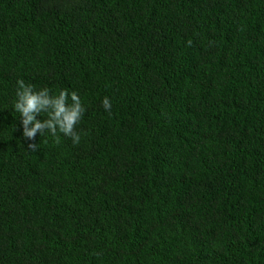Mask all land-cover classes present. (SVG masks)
<instances>
[{
    "label": "trees",
    "instance_id": "trees-1",
    "mask_svg": "<svg viewBox=\"0 0 264 264\" xmlns=\"http://www.w3.org/2000/svg\"><path fill=\"white\" fill-rule=\"evenodd\" d=\"M0 264H264V0H0Z\"/></svg>",
    "mask_w": 264,
    "mask_h": 264
},
{
    "label": "clouds",
    "instance_id": "clouds-1",
    "mask_svg": "<svg viewBox=\"0 0 264 264\" xmlns=\"http://www.w3.org/2000/svg\"><path fill=\"white\" fill-rule=\"evenodd\" d=\"M15 95L13 107L19 113L22 136L29 141V149L36 150V136L45 131L56 138L57 142L60 139L58 133H62L70 137L74 144L80 143L81 136L75 126L80 122L85 108L76 92L69 93L64 89L52 95L46 87L35 90L31 84L18 80ZM102 106L106 111L111 110L108 97L103 98ZM38 116L43 119H38Z\"/></svg>",
    "mask_w": 264,
    "mask_h": 264
}]
</instances>
